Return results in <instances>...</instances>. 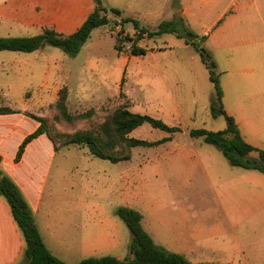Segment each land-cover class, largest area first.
I'll return each mask as SVG.
<instances>
[{"label":"rangeland","instance_id":"rangeland-1","mask_svg":"<svg viewBox=\"0 0 264 264\" xmlns=\"http://www.w3.org/2000/svg\"><path fill=\"white\" fill-rule=\"evenodd\" d=\"M100 1L109 22L92 30L76 56L52 46L30 53L0 52V96L8 101H1L0 107H22L31 99L29 114L45 120L53 140L56 153L45 200L49 196L58 202L107 203L115 212L130 207L141 212L151 235L168 239L170 229L177 233L172 222L184 219L196 232L209 234L214 244L228 241L235 232L234 223L240 224L235 218L241 216L248 218L237 228L243 251L263 250L264 208L252 213L249 205L264 203V175L231 167L215 146L188 133L199 128L223 130L225 121L210 115L213 86L198 53L186 44V31L194 33L197 41L204 38L201 46L219 59V51L208 38L211 25L229 13L232 1L248 0ZM93 10V0H0V37H31L48 28L68 36ZM122 18L137 20L148 33L161 22L171 21L182 37L164 33L149 38L146 34L137 43L145 55H131L128 42L118 51L119 34L134 38L138 33L131 23L118 25ZM63 87L68 94L67 112L88 116L72 123L60 118L54 105L56 90ZM121 106L182 131L174 134L171 143L130 149L131 160L120 163L95 158L86 147L66 144L79 131L98 134ZM243 133L250 141V130ZM129 136L155 142L169 134L144 124ZM260 147L264 150V145ZM127 252L125 248L124 255Z\"/></svg>","mask_w":264,"mask_h":264},{"label":"crops","instance_id":"crops-1","mask_svg":"<svg viewBox=\"0 0 264 264\" xmlns=\"http://www.w3.org/2000/svg\"><path fill=\"white\" fill-rule=\"evenodd\" d=\"M230 6L229 13L225 12L221 20L211 25L208 38L219 51V59L211 54L220 73L224 111L233 117L243 140L260 149L264 145V0L237 4L232 1ZM0 100L8 102L1 96ZM31 101L27 99L22 107L8 106L15 113L0 114V169L23 194L45 247L65 264L104 256L125 259L128 252L124 255V249L128 248L131 239L125 224L107 203L58 202L49 196L45 200L56 153L45 134L30 142L21 160L14 162L23 139L38 127V122L25 115L32 112ZM244 129L250 130V141L244 136ZM173 138L174 135L167 142L171 143ZM152 160L148 159V162ZM263 208V202L249 205L252 213ZM141 216L142 229L156 245L184 256L192 264H264V249L258 247L255 252H244L241 240L236 237L238 225L248 218H235L240 224L234 223V234L228 241L214 244L207 238L209 234L196 232L184 219L172 222L177 233H171L170 229L171 239L157 233L151 235L144 216ZM24 249L22 233L7 202L0 197V264H19Z\"/></svg>","mask_w":264,"mask_h":264},{"label":"trees","instance_id":"trees-1","mask_svg":"<svg viewBox=\"0 0 264 264\" xmlns=\"http://www.w3.org/2000/svg\"><path fill=\"white\" fill-rule=\"evenodd\" d=\"M94 10L77 28L75 32L64 36L53 29H45L43 32L31 37H0V52H22L30 53L45 46H52L61 49L69 56H76L80 48L86 43L92 30L106 26L109 19L106 17V9L101 5L100 0H93ZM117 17L121 12L116 9L111 10ZM131 23L136 31L134 38L121 34L116 37V49H121L123 42L130 43V54L141 56L146 54V50L137 46L143 35L148 37L158 36L164 33L179 34L177 24L171 21H163L158 24L154 32H147L144 28H139V22L131 18H122L118 25ZM188 39L186 44L192 45L198 53L202 64L208 72L209 81L213 86V94L209 101V111L213 118L223 117L225 128L219 131H209L203 128L191 129L188 133L192 138H202L204 143L215 146L225 157L228 163L233 167L257 170L264 174V150L253 147L243 140L239 129L232 116L228 115L222 105V92L219 84L220 73L217 64L211 53L201 46L202 40L197 41V36L191 31H186ZM123 79L121 80L122 83ZM58 99L55 108L60 118L72 123L75 120L83 119L85 115L73 116L67 112L66 99L67 89L65 87L58 91ZM1 102V100H0ZM3 102V101H2ZM15 111L9 107H0V114H11ZM26 116L38 122V127L28 134L18 147L14 162L18 163L26 149V146L41 135H46L51 142L53 140L48 135L47 124L43 118L25 114ZM148 124L154 129L164 131L169 136L155 142L135 139L129 136L138 127ZM181 132L179 127L169 126L161 119L153 118L149 115L132 113L125 106L117 108L112 115L101 125L98 134L79 131L69 137L67 145H77L86 147L91 156L102 160H108L111 163L130 160L127 151L135 147H155L171 139V136ZM255 154L256 157H251ZM0 197L3 198L8 206L12 217L20 229L25 242V249L22 260L19 264H65L54 257L45 247L38 228L34 222L32 211L13 180L4 174L0 169ZM118 218L128 228L131 240L128 246V257L119 260L113 256H104L100 258H87L77 264H192L184 256L172 253L156 245L153 240L142 229L140 221L141 214L129 207H119L116 210Z\"/></svg>","mask_w":264,"mask_h":264},{"label":"built area","instance_id":"built-area-1","mask_svg":"<svg viewBox=\"0 0 264 264\" xmlns=\"http://www.w3.org/2000/svg\"><path fill=\"white\" fill-rule=\"evenodd\" d=\"M126 48H129L130 49V47H126Z\"/></svg>","mask_w":264,"mask_h":264}]
</instances>
